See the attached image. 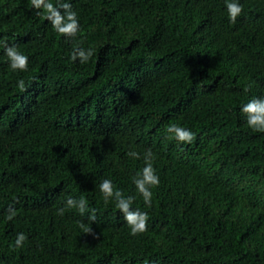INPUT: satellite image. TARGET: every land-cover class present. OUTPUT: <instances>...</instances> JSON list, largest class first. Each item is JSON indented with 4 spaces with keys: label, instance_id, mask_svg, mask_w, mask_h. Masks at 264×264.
<instances>
[{
    "label": "trees",
    "instance_id": "16d2710c",
    "mask_svg": "<svg viewBox=\"0 0 264 264\" xmlns=\"http://www.w3.org/2000/svg\"><path fill=\"white\" fill-rule=\"evenodd\" d=\"M68 2L72 36L31 0H0V264H264V132L240 112L264 96V0H240L235 23L224 0ZM4 41L26 69L9 67ZM80 47L85 63L71 59ZM149 149L150 206L133 183ZM105 178L149 213L144 232L104 199Z\"/></svg>",
    "mask_w": 264,
    "mask_h": 264
},
{
    "label": "clouds",
    "instance_id": "9594fccd",
    "mask_svg": "<svg viewBox=\"0 0 264 264\" xmlns=\"http://www.w3.org/2000/svg\"><path fill=\"white\" fill-rule=\"evenodd\" d=\"M224 2L229 20L235 23L243 11V4L240 0H224ZM31 4L37 9L41 7L44 9V15L51 22L56 32L69 36L76 34L79 27L77 13L71 9V4L68 0H64L63 3L59 4V7L54 3V0H31ZM60 8L64 9L63 13H61ZM3 43L4 52L9 61V67L12 70L26 69L29 62L28 55L18 50L14 44L9 45L7 41ZM92 55L93 49L91 47L87 49L80 47L73 50L71 59L76 61L77 58H79L80 63H85ZM17 86L23 89L25 87V81L20 79L17 82ZM240 112L245 117L248 127L252 128L253 131L264 132V96L254 97L249 99L246 103H242ZM165 128L178 142H191L195 136V133L190 128L181 126L177 123H170L166 125ZM129 155L137 157L139 153L132 151ZM151 158L152 153L149 149L144 155V167L137 171L133 177V183L136 189L142 194L144 203L148 206L151 205V197L153 195L151 187L160 183L159 176L151 163ZM99 190L103 194L105 200H108L110 197L115 198V206L123 213V219L129 225V230L132 235L146 230L149 213L147 211H142L140 208L132 207L134 200L133 196L129 195L125 197L120 190L114 191L112 181L107 178L99 183ZM65 203L66 207L76 208L80 213H85L88 209V201L83 196L77 198L69 195ZM57 211L63 214L64 208H60ZM15 215L16 210L10 208L5 213V218L11 220ZM88 219L92 221L96 219L94 209ZM81 226L85 227L83 224ZM85 230L89 231L90 229L86 228ZM26 239L27 236L24 232H17L14 246H21Z\"/></svg>",
    "mask_w": 264,
    "mask_h": 264
}]
</instances>
